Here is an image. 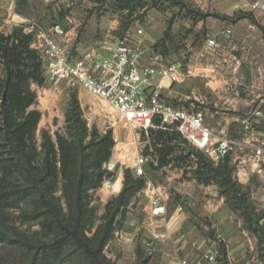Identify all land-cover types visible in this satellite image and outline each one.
Instances as JSON below:
<instances>
[{
  "label": "rangeland",
  "instance_id": "obj_1",
  "mask_svg": "<svg viewBox=\"0 0 264 264\" xmlns=\"http://www.w3.org/2000/svg\"><path fill=\"white\" fill-rule=\"evenodd\" d=\"M144 1L148 8L137 9L133 15H128L126 10L118 12L120 9L115 4L116 0H105V2L43 0L40 4L43 13L41 18L37 19L41 25H35L34 29L30 28L29 25L33 19L29 18V21L26 22V31L29 32L31 29L36 31L37 28L48 27L54 22H59L68 31V36L58 38V40L66 47L69 59L72 60L99 43H115L127 36L135 41H141L147 48L161 52L163 56L174 63L181 62L184 65L193 61L195 57L197 58L194 44L209 37V32L204 24L200 32L203 33L202 35L194 33L193 26L199 21L194 15H200V19L204 17L206 22L208 18L204 14L210 13L211 9H207L206 12L201 11L198 0H185V10L182 9V4L176 5V0ZM214 12H216V8ZM228 25L230 24H225V26ZM16 26L19 25L12 26L10 30V25L0 19V31L5 34L12 32ZM139 29L143 30L142 34L137 33ZM190 29L192 31H188ZM184 32L186 33L184 34ZM200 50L198 51L200 52ZM207 50L208 48H204L202 52ZM43 75L42 85L35 82L31 84L32 89L37 93L36 102L31 108L41 112V119L36 130L37 156L35 158V165L39 169L44 167L43 133L46 132L50 135L54 142L58 135L70 138V125L66 120V113L70 107L73 93L79 100L82 118L90 130L96 128L100 134L111 130L115 139L111 158L103 165V168L110 171L111 174L104 178L102 185L90 189L84 195L83 202L87 203L88 208L93 211L92 221L86 229L87 236L93 238L99 226L104 222L106 205L120 194L124 186L125 172L130 170L133 177L144 178L145 185L133 196L126 208H121L115 218L116 227L104 249V254L109 262L112 264H139L141 260H144L145 264H180L183 258L194 261L195 259L190 254L192 250L189 254H185L186 248L183 249L181 242L169 235L166 227L173 214L179 209L181 194L173 185L152 194L147 191L146 187L148 177L138 176L135 173L134 157L139 153H145L147 148L143 135L136 130L126 128L117 113L105 101L77 86L66 83L54 85L47 77L45 70ZM0 76H3L1 63ZM3 153V158L8 156L5 151ZM58 166L60 167L59 161ZM151 167L154 168L155 165L152 164ZM37 173L38 176L41 172ZM4 177L6 179L2 180ZM118 179L121 181V187L118 191H114L112 185ZM0 180H2L0 189L5 187L6 190L16 192L26 187L29 188L31 183L26 172L18 169L8 176L0 174ZM54 194L59 199L65 213H68L69 206L61 176H59L58 187ZM248 198L251 204L256 207V212H264V185L255 181V187L251 192L249 191ZM157 203L165 206V213L153 216L154 222L156 220L162 222V226L159 227L162 230L159 232L157 227H154L156 232L155 236H152L149 230L153 229L155 223L152 226L148 211L152 214ZM37 208L33 195H29L21 199L19 203L7 206L3 215H0V234L5 236V239L0 242V264H27L34 255L36 246L49 242L53 237L43 229L42 217H35L34 213ZM249 261V264H260L256 259ZM55 264L87 263L80 250L71 244L67 246ZM206 264L209 263L206 262ZM214 264H222L219 256ZM228 264H235V262L229 261Z\"/></svg>",
  "mask_w": 264,
  "mask_h": 264
},
{
  "label": "trees",
  "instance_id": "obj_2",
  "mask_svg": "<svg viewBox=\"0 0 264 264\" xmlns=\"http://www.w3.org/2000/svg\"><path fill=\"white\" fill-rule=\"evenodd\" d=\"M144 2L116 0L115 4L121 11L126 10L128 15H133L137 9L145 8ZM33 39L34 31H26V25L16 26L8 34L0 31V63L3 66V76H0V174L8 176L16 169L24 170L31 181L29 188L17 192L6 190L5 187L0 189V215H3L7 206L33 195L38 206L35 217H42L43 229L53 237L49 242L36 246L27 264H55L71 244L80 250L87 264H112L105 256L104 249L116 227L115 218L121 208H126L133 196L144 187L145 180L133 177L130 170H126L120 194L107 203L104 222L93 238H89L86 229L92 221L93 211L83 202L84 195L90 189L102 185L104 178L111 174L103 165L111 158L115 139L111 130L104 134L98 133L96 128L90 130L82 118L79 100L73 93L66 113L70 138L58 135L54 142L44 132V167L39 169L35 165L36 130L41 112L31 108L37 98L31 84H43L44 69L39 52L31 46ZM149 148L153 150L150 152ZM177 150H181V153L174 160L183 161L192 155L196 157L198 168H202L201 177L219 184L229 206L258 235L260 261L264 264V222H261L264 212H256V207L248 200V191L233 178V167L228 164V156L224 162L213 165L202 151L189 145L175 128L150 130L145 154L156 159L159 167L167 165L172 160L170 156ZM4 151L8 156L3 158ZM38 171L41 173L37 176ZM59 176L63 180L68 213H65L54 194ZM4 239L5 236L0 234V242ZM219 257L222 264L229 263L222 245ZM139 264H145L144 260Z\"/></svg>",
  "mask_w": 264,
  "mask_h": 264
},
{
  "label": "crops",
  "instance_id": "obj_3",
  "mask_svg": "<svg viewBox=\"0 0 264 264\" xmlns=\"http://www.w3.org/2000/svg\"><path fill=\"white\" fill-rule=\"evenodd\" d=\"M198 1L201 11L211 10L204 14L208 18L206 22L204 17L200 19V15H194L199 20L193 26L194 33H200L205 24L209 32L207 38H215L219 46L203 53L202 39L195 43L197 58L183 65L186 77L178 83L162 79V97L167 103L188 111H202L205 123L213 131L224 129L231 137L241 139L242 118L254 109L264 107V11L254 7L255 1L264 0ZM42 2L0 0V19L10 25L9 29L14 25H27L29 18L33 19L28 24L30 28L39 26L37 19L43 13L40 8ZM175 3L182 4L185 10V0H176ZM226 23L230 25L225 26ZM227 30L231 32L227 34ZM164 57L166 63H174ZM142 63L148 62L143 60ZM258 129L264 131V118L260 120ZM180 153L181 150L175 151L167 165L159 167L155 159L146 166L147 191L154 194L173 185L181 194L179 209L166 225L169 235L181 242L183 249L186 248L185 254L192 250L191 256L202 264H206L203 258L212 245L219 248L222 245L228 260L235 264H249V260L255 259L261 264L258 235L229 206L219 184L201 177L202 168H198L196 157L192 155L183 161L174 160ZM227 159L233 167V178L245 187L248 194L254 189L255 181L264 185V167L257 169L252 149L238 148ZM148 214L152 226L155 223L149 233L155 236V228L160 232L162 222L153 221V216L158 215L150 211Z\"/></svg>",
  "mask_w": 264,
  "mask_h": 264
},
{
  "label": "built area",
  "instance_id": "obj_4",
  "mask_svg": "<svg viewBox=\"0 0 264 264\" xmlns=\"http://www.w3.org/2000/svg\"><path fill=\"white\" fill-rule=\"evenodd\" d=\"M254 7L264 11V2L255 1ZM30 31H34L31 45L39 52L46 75L54 85L66 83L77 86L105 101L126 128L145 137L146 146L151 129L175 128L214 164L222 162L238 148L248 147L253 151L257 169L264 167V131L258 129L260 120L264 118V107L254 109L242 118L243 136L235 139L224 129L213 131L205 123L202 111H188L163 99L161 80L181 82L187 71L182 64L166 63L163 54L143 46L141 41L127 36L115 43L102 42L72 60L66 47L58 40L68 36L62 24L54 22L48 27ZM230 32L226 31L227 34ZM137 33L142 34L143 30L139 29ZM202 44L208 49L219 46L215 38H203ZM143 60L148 63L143 64ZM152 150L149 148L150 152ZM154 160L149 154H137L133 163L135 173L145 176L146 166ZM152 213L163 215L165 206L157 203ZM218 256L219 246L212 245L203 260L214 264ZM180 264L202 262L183 258Z\"/></svg>",
  "mask_w": 264,
  "mask_h": 264
},
{
  "label": "bare ground",
  "instance_id": "obj_5",
  "mask_svg": "<svg viewBox=\"0 0 264 264\" xmlns=\"http://www.w3.org/2000/svg\"><path fill=\"white\" fill-rule=\"evenodd\" d=\"M121 187V181L120 179H118L116 182H114V184L112 185V188L114 191H118Z\"/></svg>",
  "mask_w": 264,
  "mask_h": 264
}]
</instances>
